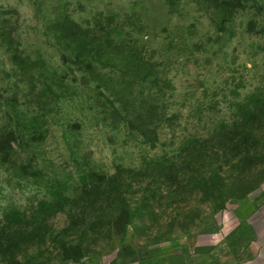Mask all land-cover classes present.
Listing matches in <instances>:
<instances>
[{"label":"rangeland","instance_id":"374dc122","mask_svg":"<svg viewBox=\"0 0 264 264\" xmlns=\"http://www.w3.org/2000/svg\"><path fill=\"white\" fill-rule=\"evenodd\" d=\"M240 2L0 0V264L213 251L264 211V0Z\"/></svg>","mask_w":264,"mask_h":264},{"label":"crops","instance_id":"0c3cea01","mask_svg":"<svg viewBox=\"0 0 264 264\" xmlns=\"http://www.w3.org/2000/svg\"><path fill=\"white\" fill-rule=\"evenodd\" d=\"M111 264H264V211L213 251L162 255L127 244Z\"/></svg>","mask_w":264,"mask_h":264},{"label":"trees","instance_id":"16d2710c","mask_svg":"<svg viewBox=\"0 0 264 264\" xmlns=\"http://www.w3.org/2000/svg\"><path fill=\"white\" fill-rule=\"evenodd\" d=\"M210 1L214 2L215 6L218 5L223 10V14L226 18L232 17L235 14L237 8L242 6L240 0H210ZM23 233L24 232H22V228L18 227L15 229V234L21 235Z\"/></svg>","mask_w":264,"mask_h":264}]
</instances>
